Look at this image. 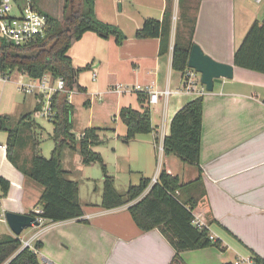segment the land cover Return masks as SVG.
<instances>
[{
    "label": "crops",
    "instance_id": "obj_1",
    "mask_svg": "<svg viewBox=\"0 0 264 264\" xmlns=\"http://www.w3.org/2000/svg\"><path fill=\"white\" fill-rule=\"evenodd\" d=\"M178 1L95 0L98 18L120 26L127 37L118 44L114 35L103 37L87 31L70 48L68 54L73 65L85 68L77 78L85 90H73L71 100L68 99L74 105L73 125L74 98L80 92L84 95L83 105L90 111L96 104L106 105L110 123L102 126L90 121L92 125L81 131L73 127V132L80 136L96 127L104 142L107 131L116 134L122 130L121 123L127 131L126 123L120 118L123 107L142 110L148 105L152 110L153 131L139 133L130 141H124V135L119 134V139L127 145L123 156L141 177H150L149 172H156L157 176L166 168L179 176L181 183L192 182L200 175L199 167L175 153H166L164 140L170 135L175 114L204 90L200 166L206 194L194 214L196 223L207 226L212 238L223 242L224 249L210 246L185 250L181 256L187 264H255L252 250L264 257V73L236 65L234 54L251 25L263 20L264 0H199L194 42L217 61L233 64L234 75L216 82L213 91H208L199 80L196 91L192 92L182 89L183 71L173 67L177 22L176 26L171 22L166 52L161 51V37L136 35L147 18L164 21L169 9L174 18L179 11ZM86 73H90V80L84 78ZM15 74L18 76L13 79ZM10 77L0 81L6 84L16 80L20 89L21 82L31 80L19 70L10 73ZM117 86L122 89L116 90ZM165 90L171 93L166 95ZM153 92L159 94L155 101L151 100ZM140 94H146L144 103ZM28 95L32 102L27 110L18 114L0 110V115L9 116L14 124L24 114L33 112L36 120L37 110H34L41 109L43 103L40 96ZM111 95L112 100L103 99ZM7 141L8 132L0 130V175L11 181L8 194L0 199L5 220L7 211H42L38 202L44 189L9 159ZM65 148L62 164L71 178ZM79 157L83 159L81 154ZM80 200L85 212L82 218L86 221L44 218L40 225L26 229L30 232L27 236L19 235L24 244L30 242L32 247L41 242L37 254L42 264H170L176 254L175 247L159 228L142 230L129 211L130 204L107 209L100 203L86 205L81 197ZM9 229L0 228V236L15 235L10 226Z\"/></svg>",
    "mask_w": 264,
    "mask_h": 264
},
{
    "label": "trees",
    "instance_id": "obj_2",
    "mask_svg": "<svg viewBox=\"0 0 264 264\" xmlns=\"http://www.w3.org/2000/svg\"><path fill=\"white\" fill-rule=\"evenodd\" d=\"M37 3V0H34ZM189 0H179L183 12L181 19H188L186 9ZM199 6V2H198ZM197 6V9H198ZM48 28L44 37L18 45L0 36V72L10 74L15 70L27 73L31 78H42L50 73L54 78L65 79L70 90H85L78 83V74L85 68H76L68 54L73 43L80 40L87 31L100 36L114 35L118 44L126 39L125 32L116 24L107 23L96 15L95 0H66L63 18H57L46 12ZM172 11L169 9L164 21L147 18L136 35L138 37H161V51L166 52L170 44ZM186 24V23H185ZM196 16L188 36L178 35L173 51V67L180 71L188 68L190 51L193 46V33ZM234 63L240 67L264 73V18L256 20L248 30L234 54ZM144 103L146 94H140ZM55 142L51 157L39 151L40 133L43 126L34 120L33 112L21 116L14 124L7 115H0V130L8 132V157L23 173L40 183L44 189L38 204L42 216L52 221L82 218L85 214L80 200L78 181L68 177L62 164L65 147L79 151L84 163H102L104 171V191L102 206L111 209L130 204L129 211L142 230L159 228L176 249L170 264H187L181 256L185 250L216 246L224 249L221 240L211 237L207 226L196 223L194 210L206 194L203 182L201 162V144L203 133L204 96L200 95L185 104L174 116L171 132L164 140L166 153H175L183 161L197 165L199 177L188 183H181L179 176L161 169L156 182L150 177H141L139 184H131L125 193H120L107 173V166L100 152L94 149L103 140L96 127L87 129L82 135L73 132L72 115L74 105L68 101V95L57 92L53 96ZM38 110L36 108L34 111ZM120 118L127 125L124 141H130L139 133L153 131L152 110L143 106L142 110L123 107ZM29 148L31 154L25 153ZM18 152V158L15 152ZM11 181L0 175V199L7 195ZM17 235L0 236V264H42L36 246H25ZM255 264H264V257L252 250ZM234 264V263H222Z\"/></svg>",
    "mask_w": 264,
    "mask_h": 264
},
{
    "label": "rangeland",
    "instance_id": "obj_3",
    "mask_svg": "<svg viewBox=\"0 0 264 264\" xmlns=\"http://www.w3.org/2000/svg\"><path fill=\"white\" fill-rule=\"evenodd\" d=\"M179 2V1H178ZM199 0H189V8L186 9L188 19L183 21L181 19L182 11L179 6V11L176 12L175 17H171V22L176 26L177 22V35L188 36L189 31L193 25L194 18L197 13V6ZM66 0H37L38 6L45 12L57 17L63 18L64 6ZM178 17V18H177ZM171 23V25H172ZM186 23V24H185ZM75 51V47L73 48ZM18 75L15 74L13 79ZM84 78L90 80V73L84 74ZM31 95L26 96L22 90L18 88L16 80L9 81L4 84L0 81V110L6 111L12 114H18L20 111L27 110L32 102ZM84 95L80 92L77 93L74 100L76 103V112L74 117L75 130L81 131L85 127L92 125L90 121H94L95 124H101L102 126L110 125L107 121V114L109 110L104 107H100V104H96L95 109L90 111L82 103ZM113 99V95L104 97L103 99ZM109 100V101H110ZM111 106V105H110ZM92 116V120L91 119ZM54 118V117H52ZM36 121L43 124L44 130L41 131L40 139L41 143L39 151L46 157H51L52 150L54 149L55 142L52 138L54 122L46 116H37ZM90 123V124H89ZM122 130L116 134L114 131H107V137L105 136L104 142L96 148V151L100 152L103 156L104 162L107 166V173L113 177L114 185L120 193H125L131 184H139L141 182V174L137 172L134 167L130 168V163L125 159V153L127 145L119 139L120 135L126 134V126L121 123ZM121 128V127H120ZM65 159L68 161L67 166L71 169V178L78 181L80 187V197L82 202L86 205L90 204H102L103 191H104V171L102 163L92 162L90 164L84 163L83 159H80V153H73L70 147L65 148ZM25 153L31 154L29 148L25 149ZM123 157H122V156ZM15 156L18 158V152H15ZM134 165V163H131ZM157 171V168H156ZM151 179L156 176V172H149ZM0 228H4L5 231H9V226L4 219L2 210H0ZM30 232L26 229L22 232L23 236H27Z\"/></svg>",
    "mask_w": 264,
    "mask_h": 264
},
{
    "label": "built area",
    "instance_id": "obj_4",
    "mask_svg": "<svg viewBox=\"0 0 264 264\" xmlns=\"http://www.w3.org/2000/svg\"><path fill=\"white\" fill-rule=\"evenodd\" d=\"M48 28V17L46 12L42 10L34 0H0V36L18 45L27 44L35 40L38 36L44 37ZM184 82L183 90L192 92L201 81L199 72L192 67H188L183 72ZM0 78L7 81L10 74H2ZM20 89L26 94H35L41 97L43 103L42 108L36 111L38 116H46L52 118L57 113L53 107V96L57 92L67 93L68 99L71 100L73 90L67 88L64 78L53 76H43L42 78H31L29 82H21ZM120 86L116 90H121ZM166 95L170 94V90H165ZM199 95L204 93V90L198 92ZM101 95V94H100ZM158 92L151 94V100L155 101L158 98ZM157 175L153 182L158 179ZM42 211H37V218L41 222L44 217ZM212 237V236H211ZM25 246H32L30 242H26ZM53 264V263H48Z\"/></svg>",
    "mask_w": 264,
    "mask_h": 264
},
{
    "label": "water",
    "instance_id": "obj_5",
    "mask_svg": "<svg viewBox=\"0 0 264 264\" xmlns=\"http://www.w3.org/2000/svg\"><path fill=\"white\" fill-rule=\"evenodd\" d=\"M188 66L201 74V82L206 85L208 91H213L216 82L222 81L223 78H232L234 75L233 64L217 61L197 43H194L191 48ZM5 216L11 230L17 236L21 235L25 229L41 223L36 212L7 211Z\"/></svg>",
    "mask_w": 264,
    "mask_h": 264
},
{
    "label": "bare ground",
    "instance_id": "obj_6",
    "mask_svg": "<svg viewBox=\"0 0 264 264\" xmlns=\"http://www.w3.org/2000/svg\"><path fill=\"white\" fill-rule=\"evenodd\" d=\"M189 67V66H188Z\"/></svg>",
    "mask_w": 264,
    "mask_h": 264
}]
</instances>
